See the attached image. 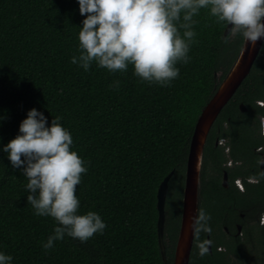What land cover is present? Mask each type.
Instances as JSON below:
<instances>
[{"label":"trees","instance_id":"16d2710c","mask_svg":"<svg viewBox=\"0 0 264 264\" xmlns=\"http://www.w3.org/2000/svg\"><path fill=\"white\" fill-rule=\"evenodd\" d=\"M79 8L78 0H0V252L13 257L11 264H174L195 127L235 65L244 38L239 32L226 35L228 25L202 9L193 17L190 62L178 63L179 77L164 87L142 82L132 65L126 73H110L95 62L87 72L71 63L80 54L78 34L86 19ZM116 80L119 88L113 89ZM263 98L264 47L207 135L198 209L212 217V251L199 256L196 243L207 237L202 232L193 241L189 264H232L231 255H239L236 247L219 251L213 232L232 201L221 185L225 159L215 139L229 137L234 160L264 143V108L255 103ZM32 109L43 113L48 127L55 117L63 118L72 150L88 168L76 190L78 214L95 212L107 227L86 243L66 235L45 252L43 243L59 225L35 215L23 169L14 168L3 151ZM170 173L164 259L157 195Z\"/></svg>","mask_w":264,"mask_h":264},{"label":"clouds","instance_id":"9594fccd","mask_svg":"<svg viewBox=\"0 0 264 264\" xmlns=\"http://www.w3.org/2000/svg\"><path fill=\"white\" fill-rule=\"evenodd\" d=\"M83 27L78 34L79 55L71 63L86 72L95 62L110 73H126L134 66V75L142 82L171 86L180 75L177 64L190 62L193 30L202 9H209L216 23H226L253 47L264 39V0H78ZM227 43V40L224 41ZM120 81L110 85L119 88ZM55 117L51 127L42 112L32 109L21 122L19 132L3 151L12 166L23 169L27 178V202L38 217H51L54 228L42 247L54 248L65 236L86 243L95 234H103L107 225L100 215L89 211L78 214L77 186L88 168L72 150L73 137ZM264 135V121L261 122ZM23 157V159H22ZM90 163V162H89ZM212 217L203 208L191 225L194 239L211 233ZM264 226V214L260 217ZM209 241L196 243L198 254L209 253ZM13 257L0 252V264H11Z\"/></svg>","mask_w":264,"mask_h":264},{"label":"flooded vegetation","instance_id":"af4514ba","mask_svg":"<svg viewBox=\"0 0 264 264\" xmlns=\"http://www.w3.org/2000/svg\"><path fill=\"white\" fill-rule=\"evenodd\" d=\"M263 47L264 41L260 51ZM255 103L264 108V98L256 99ZM239 108L242 113L248 111L244 103H240ZM260 121H264V116L260 117ZM224 126L227 128L228 123L225 122ZM215 143L223 148L225 159L222 163L221 185L232 198L225 207L222 220L213 230L220 238L218 250L227 252L229 248L236 247L238 256L228 253L232 264H264V226L259 222L264 214V143L258 147L252 146V153H238L236 160L231 156L229 137L216 138ZM206 234L211 252L212 235Z\"/></svg>","mask_w":264,"mask_h":264},{"label":"water","instance_id":"95a60500","mask_svg":"<svg viewBox=\"0 0 264 264\" xmlns=\"http://www.w3.org/2000/svg\"><path fill=\"white\" fill-rule=\"evenodd\" d=\"M230 30L231 26L228 25L225 34L227 35ZM263 41L264 39H261L253 47L250 42L245 40L244 46L235 65L231 69L227 78L219 87L216 94L205 106L197 121L190 145L187 162L181 226L175 252L174 264H189L190 254L194 241V234L191 225L193 223V218L197 217L198 215L200 174L203 151L207 135L222 109L227 105L244 79L250 73V70L259 54ZM171 176L172 173H170L163 180L159 187L157 195V207L159 211L158 235L161 252L164 259H166V251L163 241L165 224V202L168 191V182ZM208 246L210 249V244Z\"/></svg>","mask_w":264,"mask_h":264}]
</instances>
